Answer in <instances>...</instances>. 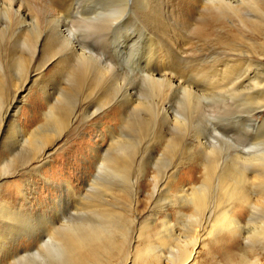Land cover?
<instances>
[{"label": "rangeland", "instance_id": "obj_1", "mask_svg": "<svg viewBox=\"0 0 264 264\" xmlns=\"http://www.w3.org/2000/svg\"><path fill=\"white\" fill-rule=\"evenodd\" d=\"M21 1L25 4L23 2L21 3ZM122 1H120L121 4L123 3ZM133 1L134 0H127L126 2H128V4H122V6H124L123 10L117 16L115 15L116 17L112 20L113 22H109L108 20L110 19L107 20V18V21L104 19L107 24L103 22V19H101L102 21H99V24H102L103 22L104 26H108L109 24L108 28L107 26L103 28L102 25H98V28L97 26L95 28L99 30L97 31L93 28L91 29L92 31L90 30L89 37L87 36L88 42L90 41L88 44L91 45L93 49L99 51L102 48L105 50L100 51V60L104 61V59H107L111 64H114L112 65L113 68L111 67L114 70L110 68L112 72H109V70L105 74H101L102 77L100 75H96L94 80L92 79L93 75H89L90 78H88V75L87 77H85L86 75L83 77L81 76L82 79H79L80 77L77 78V76L74 75L73 77L70 74L65 75L64 73H61L60 75V73L50 72L41 75L38 79L34 78L35 80H32L28 84V90H26V93L24 92L22 96L23 99L20 103L21 108L18 112L23 128L35 125L41 119V112L48 106L45 98L49 96H51V98L53 96L54 102L56 104L58 103L56 105V107H59H57V110L61 111L62 114L64 113L63 116L65 118L70 117L71 121L68 123L69 125H67L65 134H63L58 141L55 142V149L52 150L53 152L50 153L46 161L41 166H32V168L31 166L21 167V165L25 162V157L21 151L14 154L13 157L16 155V158L11 161L13 164L10 162L7 167L0 166V173H4L6 169L7 171L16 172L1 180L0 193L2 197L6 196L7 199H10L16 207L15 211L17 210L16 212L8 213V215L7 213H5V215L2 214L0 217L1 219H4L0 224V264H5L9 261V256L18 255L23 251H30L40 244V240L44 239L42 228L45 227V223L42 218L39 220L37 214L35 217V213L37 212L40 213V216H42V214L48 216L56 226L62 225L64 227V220L65 218H68L70 221L69 231L72 234L81 237L85 244H88L90 241L89 245L92 244L98 252L97 258L93 261L87 258L82 264H124V261L128 257L127 262L133 257L131 253L138 247L139 241H148L150 244L153 243L152 245H155L159 249V253L163 254L164 258H168L169 261L163 260L160 264H172L168 255L170 253L175 254L176 250L181 248L182 242L186 240L188 242L189 236L191 235V238L195 232L198 231V229L199 231L202 230L205 233H203L205 239H202L197 251L198 253L196 252L195 254L196 264H210L214 261L221 262L220 255L217 251L212 254L209 249L211 248L212 243L210 238L211 233L218 229L216 226H212L215 214V211H213L215 210L214 202L216 200V195L218 196L214 189V181L217 174L223 172V167H225V169L228 166L233 167L230 166V164L232 163L234 158L233 156H235L237 151L242 150L245 146H249L251 144L250 142L254 141L256 137L258 139L264 138V125L259 127L260 125L257 126V123H254V121L252 122V119L254 118L260 123L264 121V114L255 112V106L257 103L262 104V101H264V22L261 23L262 20H259V18L257 20V17L254 15V18L256 17L255 19L257 21H255L253 25L252 22L254 20L252 14L256 8L252 11L253 8L249 9L248 7H245V0H242L244 1V9L242 4H238V2L241 3L242 1L230 0L231 4L234 3V7L238 8L240 5L242 6L239 8L241 9L239 12H244L245 14L243 13V15H245V18L242 17L243 21L242 18L239 19L238 16H240V13L238 12V9H234L236 12H233V9H231L232 11L229 9L230 13L228 14L231 15V12H233L234 15H231L232 18L229 17V15L227 16L229 20L228 24L232 21L230 24H232L233 27V25H235L234 23H241L240 25L242 26L246 23V25L251 27V29L247 28L245 24L244 29V26L235 25V27L232 28L229 27V24V34L231 33L229 36L230 38L232 37L230 39L232 41L229 42L226 52L227 56L230 55L228 56L229 58L233 57L232 59H234V61L236 60V62H241L243 60L244 63L242 61L243 65H241L242 63L240 64V62H238L242 68L238 64L239 67L235 66L236 70L234 69L225 79L227 81L223 80L227 86L226 84H223L218 87L215 86L216 84L213 82L214 88L212 86L210 89L216 88L217 90H212L213 92L211 90L210 92H204L205 90L208 91V88L205 89V87H210V85L206 86L205 82L207 81L202 79L203 76H201L204 71L200 69L194 68L193 70L191 67L190 70L184 69V72L180 70L181 72L178 71L172 74L168 73V75L166 73L163 76H158L157 74L151 75L150 72L147 71V68H144L145 66L143 65L144 61L141 58V53H143V49L147 46L146 44H148L149 40L153 39L158 33L156 32L153 23L148 20L144 21L143 19L145 18L140 17L138 14V9L142 5L143 0ZM16 2L18 3L19 0H16ZM27 2L29 3V0H20L21 6L23 4V7H28V11L30 7ZM164 2L166 3L165 0H162L157 4L161 12L166 8L164 7L166 6ZM81 3H83L81 9L85 11L84 14H88L92 10H97L100 13L106 11L108 7L106 0H81ZM248 3L249 5H247ZM248 3L246 2L247 6H253L252 2H249V0ZM23 7H21V10H23ZM248 10H251L253 13ZM25 11L26 9L24 8L23 12ZM163 12L166 14L168 11ZM237 12L239 15L236 17V14H238ZM249 12H251L252 15H247L250 20L246 17V14H249ZM167 14L169 15V13ZM168 18H170V16H168ZM232 19H235V21ZM1 20L2 18L0 17V21ZM168 20L170 21V19ZM246 20H249L250 22H247L252 25L244 22ZM26 21L28 22V25L24 22V28L22 27L24 24L19 23L14 32L12 31V41L6 40L4 42L3 40L0 42V45H4L5 47L9 46L16 53H21V56H24L23 59L27 58L23 60V63L27 60V64H25L27 68H23L22 66L24 64L22 63L19 70L14 71L15 75L17 74L20 78H22L25 72H28V70L30 71L33 68L30 56L28 55L30 54L28 52H31L30 48L32 47V41H30V39L32 40V37H30L32 34L29 31L31 26L29 20ZM242 22L244 23L242 24ZM144 23L147 27H149L147 28ZM175 23L177 24V22ZM170 25L171 24L169 23V26ZM177 25H179V22ZM169 26L167 24V27ZM239 26L240 28H238ZM236 27L238 30H236ZM8 29L9 27L7 30ZM246 29H249L250 31ZM100 30H103L102 33L104 34H102ZM244 30L245 32H243ZM96 32V38L95 36L92 37V35L94 33L96 34ZM18 33H27L29 36H26L25 34L20 35ZM99 36L102 40L99 39ZM23 37H26V39L29 37L30 39L26 40ZM20 39H25V42L29 41L30 48L28 47L27 42L25 43L26 45H24V43L21 45ZM95 39H99L100 41L96 40V42ZM131 42H133V44L135 43L133 45V49L126 52L128 46L132 44ZM25 46L28 48L26 49ZM99 46L102 47L100 48ZM21 47L24 48L22 49ZM16 48H18V50ZM20 50H24L25 53L20 52ZM201 50L198 54L199 56L206 54V56L201 57L206 62L203 63L202 61L194 59V62H191V64L193 63V66L211 65L217 63L218 59L216 57H219V55L215 56V53L210 54L203 48ZM249 59L251 63L249 62ZM247 62L248 64L250 63V67L248 66L246 68H251V70L247 69L248 72L247 70L245 71L246 68L243 69L247 65ZM139 64H141L142 69ZM243 70L248 74H252L254 72V74H257L259 78L261 77L260 81L262 80V86L259 85L258 87L252 88L254 92L245 94L248 88L245 89V87H241L242 83H244V81H242L243 76L239 77L240 73L243 74ZM175 73L181 74L178 76ZM146 75H148L150 79ZM233 75L234 77H232ZM69 76H72V78ZM99 76L101 77V82L99 81ZM237 76L241 80H238ZM10 77H12V80H15V78H13L14 76L11 75ZM10 77H4L5 87L7 88L11 85L12 80ZM199 77L201 78L200 80ZM84 78L86 80H84ZM158 79H163L162 81L164 83L161 84L162 87L158 86L160 88H157L156 91L155 87L158 84L160 85L159 82H161V80L158 82ZM168 79H170V82L167 81ZM80 80L82 83H80ZM166 82L170 83L169 87ZM94 83L96 85H94ZM153 83L157 84L154 89L150 86ZM173 84H175L176 87H174ZM210 84L212 85V82ZM200 85H202V87ZM143 86L145 87L143 88ZM146 86L148 88H146ZM165 86L167 87L165 88ZM222 86H225L224 91L221 89L223 88ZM7 88H5V97H3L4 100L9 97ZM151 88L153 89V92L155 91V95ZM160 89L164 94L160 92ZM186 89L189 90L187 91ZM236 90L239 91L237 92ZM259 90L262 91L263 97L259 96L260 100H258L259 98L255 96L256 100L259 101L258 102L253 98H255V93H260ZM158 92L160 93L159 97H157ZM59 94L61 95L60 97ZM149 94L152 96L151 99H153L151 101L148 99ZM145 97L148 100L145 99L144 101ZM162 97L164 98L160 99ZM248 97L252 102L249 101ZM51 98L50 100L52 101ZM224 98L228 99H225V102L223 103ZM191 99L192 101L194 100V103L191 102ZM50 100L49 102H51ZM152 102L154 105L151 104ZM189 102L191 103L189 104ZM126 103L130 105L128 108H126ZM149 103L150 105H153L152 108L148 105ZM192 103L194 104L193 106ZM214 103L216 104L214 106L215 108L211 107ZM219 105H222V108ZM147 107L149 109H147ZM196 110H198V112ZM219 110L221 111L218 112ZM152 111L154 115L151 114ZM192 113L195 114L193 115ZM186 114L187 116H185ZM190 115H193V117ZM174 118L179 120L177 121ZM142 120L144 121L143 123L140 122ZM50 122L51 123H48L47 126L56 131L55 132L52 129L53 134L57 133V131H59L57 126L52 123V121ZM179 123L182 125L181 128ZM138 128L140 129V132L138 131ZM142 128L146 129L142 132ZM13 131H7L0 135V156L5 155L6 157H9L12 150L14 152L19 150V135L17 132ZM16 141L18 142L16 143ZM122 144L124 146H121ZM38 153L39 148L38 150L36 148L35 154ZM123 161H127L126 163L128 164V167L126 166L127 170L124 173L121 171V173L118 167H116V163H124ZM206 165L210 167H213L214 165V167L208 171L209 176L207 174V177H204V166ZM235 166L239 167V165ZM235 166L234 171L241 170L240 168L238 169V167L235 168ZM204 179L207 182L208 179H210L208 185L210 183L209 187L212 186L213 188H210V190L208 187L206 188V197H210L209 199L207 198L209 205L206 203L204 205V208L207 207L206 210L200 209L197 213H195V215L191 216L189 215L192 213L191 207L184 201L182 193H190L191 186L199 184L204 181ZM122 184H124L123 186H125V189ZM100 186L102 187L100 188ZM181 188H183L185 192H180ZM207 190H209V192ZM101 209H107V211L111 214L107 212L106 216L104 213L102 214ZM199 212H201V214H199ZM121 216L123 217L121 218ZM244 219H242V221L240 219V222L243 225L246 222V219ZM194 220L195 222H193ZM186 224L190 227H186ZM250 224L254 225L256 223L254 222ZM115 225L117 226L116 228ZM92 226L99 227L98 239L96 238V241L95 239L92 241V237L95 234L94 231H92ZM140 227L142 229L144 228V235L142 237L143 240L138 236V230ZM190 232L193 233L191 234ZM167 234L169 235L166 236ZM238 240L239 241H236L235 248H233L232 252L240 250L245 251L247 249L249 250L250 245H247L248 242H246L244 238L238 237ZM189 244H186L188 248L190 247ZM248 244H253V249L247 251L248 259L250 261L255 260V263L253 264H264V250L261 247L262 243L260 244L259 241H251ZM47 248L48 246L45 249ZM51 248L55 249V247ZM169 248L171 251H169ZM47 250H49L46 254L48 256V261H51L52 264H72V256H74L72 253H75L73 249L64 248L61 250L58 249L57 246V251H52L49 248ZM22 263L27 264L23 261H21V263L18 261L16 264Z\"/></svg>", "mask_w": 264, "mask_h": 264}, {"label": "bare ground", "instance_id": "obj_2", "mask_svg": "<svg viewBox=\"0 0 264 264\" xmlns=\"http://www.w3.org/2000/svg\"><path fill=\"white\" fill-rule=\"evenodd\" d=\"M106 1L108 4L106 11L99 13V11L91 9L92 11L90 12L89 11L90 9H89L88 11L90 13L84 14L85 11L81 9L82 4H83V3H81V0H29V3L27 2L29 4V7H30L28 9V11H27L28 7H23V4L21 6L20 0L18 3L16 2V0H0V17L2 18V20L0 21V42L3 40H4V42L6 40L12 41V39H11L13 36L12 31L14 32L16 26L19 23L24 24V22H26L28 25V22L26 20H29L30 26H31V29L29 31L32 34V36L30 35V37H32V40L29 37H27L28 39H26V37H23V38H25L26 40L30 39V41H32V44H31L32 47L31 48L29 45L30 42L29 41H26V42L28 44V47L31 49L30 50L31 52H28L31 55L30 54H28V55L30 56L31 64H33L32 65L33 68L30 71L28 70V72H25L23 75L24 77L22 75H21L22 78L18 77L17 74L15 75L14 71L19 70V68L22 66L23 60L27 59V58L23 59L24 56H21V53H19V52L16 53L9 46L5 47L4 45L3 46L0 45V135H2V133L4 134V132H7V131L9 132L11 130L12 131L14 130L15 132L18 133L19 140H20L19 141L20 146H19L18 151L14 152L12 150V153L9 157H6L5 155L0 156V166H2V167L3 166H6V167L9 166L10 162L12 160H15V158H16V155H15V157H13L14 154L19 153V151L23 152L22 154L25 157V162L23 165H21V167L22 166H31V168H32V166H41L46 161V159L50 155V153L53 152L52 150L55 149V142H57L58 139L63 134H65L67 125H69L68 123L71 121L70 117L65 118L63 116L64 113L62 114L61 111L57 110L59 108L58 106H57L58 108L56 107V105L58 103L56 104L54 102L53 96H52V98H51V96H49V97L45 98L47 100L48 106L44 111L41 112V116H42L41 119L35 125H32L28 128H26V127L23 128L21 120L19 118L20 116L18 115V112L20 111V108H21L20 103L22 102V99H23L22 96H23L24 92L26 93V90H28L27 89L28 84L32 80H35L34 78L38 79L41 75L51 72V73H60V75H61V73H64L65 75L70 74L72 76L73 75L77 76V78L80 77L79 79H82L81 76L83 77L86 75L85 77H87V75H88V78H90V76L93 75L92 79L94 80L96 75H100L102 77V75L105 74L106 72H108L109 70H110L109 72H112L111 69L113 68L112 65H114V64H111L110 61H108L107 59L106 60L104 59V61L100 60V54H101L100 51L103 50L101 48L102 46H99L101 48V50H99V51L95 50L92 48L91 45L88 44L90 41L88 42V40H87V36L89 37V35H90L89 33H90L91 29L94 28L95 30H97L98 25H102L103 28L105 26H107V25H105V26L103 25L104 24L103 22H105L104 19L106 20V18H107V20L110 19V20H108L109 22L110 21L113 22L112 20L119 13H121V11L123 10L124 6H122V4L123 3L128 4V2H126L127 0H123V1L122 0H106ZM120 1H122L123 3L121 4ZM158 1L160 2L162 0H143L142 1L143 3L141 2L142 5L138 9V12H139L138 14L140 15V17L145 18V19H143L144 21L148 20L149 22L153 23V26H155L156 32L158 33V34H156V36L153 39L150 38L151 40H149L148 44H146L147 46L143 49L144 50L143 53H141L142 54L141 58L144 61V63H143V65L145 66L144 68H147V71L150 72L151 75L157 74L158 76H163L166 73L168 75V73L172 74V73L178 72V71L181 72L180 70L183 71L184 69L190 70L191 67L193 68V70H194V68L200 69V70L204 71L203 75H201V76H203L202 79H205L207 81V82H205V80H204L206 86L210 85V87H205V89L208 88V91L205 90L204 92H210V90L211 91L217 90L216 88L213 89L214 88L213 82L216 84V85L215 84L214 85L218 86V87H220L223 84H226L225 82H223V80H225L230 75V73L235 69V66H238V64H239L238 62H240V61L236 62V60L234 61V59H232L233 57L229 58L228 56H230V55L227 56L226 50L228 49L229 42L232 41V40H230L232 37L230 38V36H229L231 34V33L229 34L230 28H228V25L232 21L228 24L229 20H228L227 16L229 15L228 13H230L231 9H233V12L237 9H238V12L241 11V9H239V8H241L243 6L244 1L238 0V1H242L241 3L238 2V4H242V6L240 5V7L236 8L233 5L234 3L231 4L230 0H165L166 3L165 2L164 3L166 4V6H164V7H166V8L164 9V7L163 6L162 7L164 9L163 11H168V12H166V14L163 11L161 12V10H159L158 5H157L159 3ZM22 2L23 1H21V3ZM133 2H135V0ZM246 2L248 3V0H245V3H244L245 7H248L249 9L253 8V10L251 9L252 11H254V9L256 8L254 13L251 10H248V11H251L253 13L252 14L253 20H254L252 22L253 25H254V22L258 20V18H259V20H262L261 23L264 22V0H249V2H252V4H253L252 7L247 6V5H249V3L246 5ZM125 4H123V5H125ZM21 7H23L22 8L23 10L25 8L26 11L23 12V10H21ZM159 7H160V5H159ZM245 7L243 6L244 9H245ZM86 12H87V10H86ZM233 12H231L232 16L234 15ZM251 12H249V14H246V17H248L249 20H250V18L247 15H251ZM256 12H258V13H256ZM167 13H169V15ZM239 13L236 14V17H237V15H239ZM241 13H240L241 17L238 16L239 19H241L242 17L245 18V15H243L244 12L242 13L243 16L241 15ZM231 15H229V17H231ZM254 15L257 17V20L255 19L256 17L254 18ZM133 16H135V15H133ZM168 16H170V18H168ZM243 18H242V21H243ZM101 19H103V22H102V24H99L100 23L99 21ZM168 19H170V21ZM235 19L234 20L232 19V20L235 21ZM249 20H246L244 22H247V21L250 22ZM239 21H241V20H239ZM251 21H252V19H251ZM175 22H177V24L179 22V25H177ZM244 22H242V24ZM169 23L171 24L170 25L171 27L169 26ZM105 24H107V23L105 22ZM167 24L169 27H167ZM234 24L240 25L241 23L240 24L234 23ZM244 24L246 25V23H244ZM244 24H243L244 27L242 25H240L243 27V29L245 28ZM248 24L252 25L251 23H248ZM256 24H255V26H256ZM144 25H145V23H144ZM230 25H229V27H232V24H230ZM235 25H233V27H235ZM96 26H97V28H95ZM108 26H109V24H108ZM108 26H107V28H108ZM240 26L238 28H240ZM246 26H247V28L251 29V27H249L248 25H246ZM259 26L261 27L260 23H259ZM6 27L7 28L9 27V29L7 30ZM22 27L24 28L25 24ZM26 27H28V26H26ZM100 28L102 29L101 26H100ZM238 28L236 27V30H238ZM249 29H246V30L250 31ZM102 31H101V33H102ZM231 31H233V30H231ZM243 32H245V30ZM101 33H100V35H101ZM18 34L24 35L25 33H18ZM102 34H104V33H102ZM25 35L29 36V34H27V33ZM95 35H97V32H96V34L94 33L92 35V37ZM18 37H20V36H18ZM95 38H96V36H95ZM104 38H107V37H104ZM25 39H22V40L20 39L21 43L19 41H17V42H19L21 45H23V43H24V45H26ZM99 39H101V37ZM99 39H95V41L96 40L100 41ZM92 40H93V38H92ZM93 42H94V40H93ZM134 42H135V40H134ZM15 43H16V41H15ZM19 43H18V45H19ZM101 43H99V44H101ZM131 43L132 44L128 46L126 52L131 51L133 49V45L135 43L134 44H133V42H131ZM103 46H104V44H103ZM28 47H26V49ZM125 47H126V45H125ZM18 48H16V49L18 50ZM100 48H97V49H100ZM202 48L205 49L210 54L215 53V56L219 55V57H216L218 59L216 64H211V65L207 64V65H202V66L201 65L193 66L192 65L193 63L191 64V62L194 59L202 61L203 63L206 62L203 60V58H201V57L206 56V54L203 56H199V54H198V52L200 53V50ZM26 49H24V50H26ZM14 50H15V48H14ZM24 50L23 51L20 50V52H24ZM103 51H105V50H103ZM216 53H218V54H216ZM242 54H243V52H242ZM212 55H214V54H212ZM26 61H24L25 63H23L24 64L22 66L23 68H27L25 65V64H27ZM242 61L240 62V64L242 63ZM249 62H250V59H249ZM243 63H244V61H243ZM243 63L241 65H243ZM197 64H198V62H197ZM240 64H239V66H240ZM249 64L247 62V65L246 66L244 65L245 67L243 69H245L248 66L250 67ZM139 65L141 68V64H139ZM247 69L248 68H246L245 71ZM112 70H114V69H112ZM248 70H251V68ZM248 70H247V72H248ZM186 71H188V70H186ZM243 71H241V72H243ZM245 71L243 72V74L240 73L239 77L243 76L242 81H244V83L240 82V83H242V85L241 84L240 85L242 88L243 87H245V89L248 88L247 92L245 93V94H247L250 92H254L252 90V88H255V87H258L259 85H261L262 80L260 81L261 77L259 78L257 74H254V72L252 74H250V73L248 74ZM256 71H257V69H256ZM17 72H19V71H17ZM145 72H146V70H145ZM237 72H239V71H237ZM175 74L179 76V74H181V73H179V74L175 73ZM11 75L14 76L13 78H15V80H12V77H10ZM65 75H63V76H65ZM107 75H108V73H107ZM148 75H146V76L149 77ZM5 76H9L12 80L9 88L5 87L6 86L5 80H4ZM72 76H69V77L72 78ZM100 76L98 77L99 81L101 78ZM232 77H234V75ZM239 77H238V80H241ZM77 78L75 77L76 80H77ZM164 78H165V76H164ZM149 79H150V77H149ZM200 79L201 78L199 77V80ZM231 79H233V78H231ZM84 80H86V79L84 78ZM159 80H161V79H158V82H159ZM162 80H161V82H159L160 85L153 83L154 85L152 84L150 86H152L154 89V87L157 85L155 87V90L157 91V88L162 87L161 84L164 83ZM169 80L170 79H168L167 81H169ZM233 80H235V79H233ZM106 81H107V79H106ZM145 81H147V80H145ZM151 81H152V79H151ZM208 81H209V84H208ZM210 81L212 82V85L210 84L211 83ZM225 81H227V80H225ZM102 82H103V80H102ZM153 82H155V81H153ZM80 83H82V81ZM166 83H168V82H166ZM103 84H104V82H103ZM105 84H106V82H105ZM169 84L170 83H168V85H167L168 87H169ZM234 84H236V83H234ZM94 85H96V84L94 83ZM173 85H174V87H176L175 84H173ZM202 85H204V84H202ZM202 85H200V86L202 87ZM158 86H160V87H158ZM167 86H165V88ZM212 86H213V88L210 89ZM226 86H227V84H226ZM144 87L145 86H143V88ZM222 87L223 88H221V89H223V91H224L225 86H222ZM5 88H7L8 89L7 91L9 92V95H8L9 97L6 100H4V98H3V97H5L4 96ZM146 88H148V87L146 86ZM165 88H164V90H165ZM239 88H240V86H239ZM153 89H152V92H153ZM186 90L188 91L189 89H186ZM233 90H234V88H233ZM160 92H162L161 89H160ZM192 92H194V91H192ZM260 93H261V95H260ZM260 93L259 94L255 93V95H254V97L256 96L259 98L258 100H260L259 96H262V91H260ZM60 94H62V93H60ZM60 94H59V97L61 96ZM159 94L160 93L158 92L157 97L160 96ZM154 95H155V93H154ZM206 95H207V93H206ZM67 96H68V94H67ZM146 97L144 98V101L148 97H149L148 99L150 101L153 100V99H151L152 96H150V94L147 98ZM256 97L253 99L256 100ZM50 98L52 99V101L50 100ZM163 98L164 97H162L160 99H163ZM225 99H228V98H224L223 103L225 102ZM248 99H249V97H248ZM49 100L51 102H49ZM188 100H189V98H188ZM258 100H256V101H258ZM55 101H56V98H55ZM144 101H143V103H144ZM249 101H251V100L249 99ZM147 102H149V101H147ZM191 102L194 103V100L192 101V99H191ZM191 102H189V104ZM221 102H222V100H221ZM262 102H263L262 104L257 103V105L258 104H260V105L255 106L256 107L255 108L256 113L264 114V107H262V106H264L263 105L264 101H262ZM185 103H186V101H185ZM193 103H192V106L194 105ZM197 103H198V101H197ZM206 103H209V102H206ZM151 104H153V102ZM219 104H221V103H219ZM148 105H150V103ZM153 105H150L151 107L150 106H148V107L152 108ZM215 105L216 104L214 103L213 106H211V107H214ZM227 105H228V103H227ZM124 106H126V105H124ZM128 106H130V105L127 104L126 108H128ZM143 106H144V104H143ZM187 106H188V103H187ZM219 106H221V108H222V105H219ZM148 107H147V109H149ZM186 108H188V107H186ZM216 110H218V109H216ZM185 111H188V110H185ZM196 111L198 112V110H196ZM220 111L221 110H219L218 112H220ZM127 113H128V111H127ZM143 113H144V111H143ZM184 113H186V112H184ZM151 114H153V111L151 112ZM145 115H146V113H145ZM193 115H190V116L193 117ZM185 116H187V114ZM174 119H176L177 121L179 120L177 118H174ZM50 121H52V123H54L57 126V128L59 130V131H57V133L53 134L54 129L52 128L53 129L52 130L50 127L47 126L48 123H51ZM177 121H176V123H177ZM253 121H254V123H257V126L260 125L259 127H261V125H264V121L262 123H260L259 121L255 120V118L252 119V122ZM140 122L143 123L144 121L142 120ZM147 124H148V122H147ZM147 124H146V126H147ZM135 125H136V123H135ZM144 127H145V125H144ZM177 127H179V126H177ZM181 127H182V125L180 126V128ZM145 129H143L142 132ZM138 131L140 132V129ZM139 136H141V135H139ZM17 142L18 141H16V143ZM250 143L251 144L249 146H247V147L245 146L244 148H242V150L237 151L235 156H233L234 158L232 160V163L230 164V166H233V167L228 166V167H226V169H225V167H223V169H224V170L222 169L223 172L218 173L217 177L214 181V189H215V192H217L216 194H218V196L216 195V198H215L216 200L214 199L215 200V202H214L215 203L214 204L215 210H213V211H215V214H214L212 226L213 227L216 226V228H218V229L214 230V231L212 230L213 232L211 233V236H210L212 243H211V248H209V249L211 250L212 254H214L217 251V253L220 255V259H221L220 261L221 262H217V261L215 262L214 261V262H211L210 264H253V263H255L254 262L255 260L250 261L248 259V256H247V251L253 249L252 247H253L254 243L248 244L251 241L252 242L253 241H259L260 244L262 243L261 247L264 250V138L258 139L256 137L255 140L250 142ZM166 145H168V144H166ZM121 146H124V145L122 144ZM213 147H215V146H213ZM36 148H37V150L39 148L38 154H35ZM124 151H125V149H124ZM126 151H128V150H126ZM213 153H211V154H213ZM116 155H118V154H116ZM109 157H111V156H109ZM123 162L124 163H121V162L118 163L117 162L116 167H118L120 172L122 171L124 173L127 170L126 166L128 167V164L126 163L127 161H123ZM213 163H215V162H213ZM213 163H211V164H213ZM15 165H16V163H15ZM214 165H213V167H214ZM235 165H239V167L238 166L237 167H238V169L240 168L241 170L234 171ZM11 167H12V165H11ZM120 167H122V168H120ZM213 167L212 166L210 167L207 165L204 166V177H207L206 175L209 173L208 171H210L211 168L213 169ZM237 167L235 166V168H237ZM216 170H218V169H216ZM129 172H130V170H129ZM14 173H16V172L15 171H7V169L5 170L4 173L3 172L0 173V191H1V180H3L8 175H11ZM211 173H212V171H211ZM208 176H209V174H208ZM209 180L210 179H208V182H210ZM204 181H206V180L204 179ZM204 181L200 182L197 185L191 186V188H190L191 192L188 194H187V192H185L183 190V188L180 189V192H183V191L185 192V193H182L183 194L182 196L184 197V201L186 202V204L188 203V205L191 207L192 213L189 214L191 216L195 215V213H197L200 209L201 210L207 209V207L204 208V205L206 203L208 204V201H207L208 196L206 197V188L208 187V189L210 190V188H212V186L209 187L210 183L208 185V182L207 181L204 182ZM122 183H124V182H122ZM111 184H112V182H111ZM123 185L124 184H122V186ZM101 187L102 186H100V188ZM120 188H122V187H120ZM123 188L125 189V186H123ZM109 189H110V187H109ZM209 190H207V191L209 192ZM102 195H104V194H102ZM207 195H209V194H207ZM7 196H9V195H7ZM113 198H115V197H113ZM93 200H95V199H93ZM257 203H259V204H257ZM179 204H180V202H179ZM88 207H90V206H88ZM15 208L16 207H15L14 203H12V201L10 199H7L6 196L2 197V195L0 193V217L2 214L5 215V213H7V215H8V213L16 212L17 210L15 211ZM101 210H102V214L104 213L106 216H107V212L110 213L109 211H107V209H101ZM203 212H205V211H203ZM36 214L38 215L39 220L42 218V220L45 223V227L42 228L44 239L40 240L41 239V237H40V239H39L40 244H38L37 247L31 249L28 252L23 251L22 253H20L18 255L9 256L8 257L9 261H7L5 264H16L18 261L20 263H21V261H23L27 264H52L51 261H48V256L46 255L47 252L49 251L47 249L49 248L52 251L53 250L57 251V246H58V249H61V250L66 248V249H73L75 251V253H72V254H74V256H72L73 257L72 258V264H82L85 261V259H87V258L89 260H92V261L96 260L97 253H98L96 248L93 247L92 244L89 245L90 241L88 239H87L89 241L88 244H85V242H83V239L81 237H78L69 231L70 230V225H69L70 221L68 218H65V220H64L65 225L63 227L62 225L56 226L55 223L52 222L50 220V218L44 214H42V216H43L42 217V216H40V213L37 212V213H35V217H36ZM110 214H108V215H110ZM179 214H181V213H179ZM199 214H201V212H199ZM13 215H14V213H13ZM112 215H113V213H112ZM11 217H9V218H11ZM122 217L123 216H121V218ZM166 218H167V216H166ZM244 218L246 219V222L243 225L240 222V219L242 221V219H244ZM194 219H196V218H194ZM2 220H4V219L0 218V224L2 223ZM72 220H73V218H72ZM193 222H195V220ZM254 222L256 224H254V225L250 224V223H254ZM193 225H194V223H193ZM42 226H43V224H42ZM188 226L189 225H187L186 227H188ZM197 226H199V225H197ZM116 227L117 226L115 225V228ZM141 227L138 230V236L142 238L144 235V228L142 229ZM192 227H194V226H192ZM92 228H93L92 231H94V233H95L94 236L92 237V239H93L92 241H94V239L96 241L98 239L99 227H95V226L93 227L92 226ZM59 229L62 233L59 231ZM189 230H191V229H189ZM205 230H206V228H205ZM210 231H211V229H210ZM101 232H102V230H101ZM193 232H190V233L192 234ZM203 233L204 232L202 230L199 231V229H198V231L195 232V234L191 238H190L191 235L188 234V235H190L189 239L187 238L188 242H187V240L183 241L181 248L177 249L175 254L170 253L168 255L169 258L171 259V263L172 264H196L195 254L198 251V248L200 246L202 239L204 238L205 233L204 234ZM110 235H112V234H110ZM168 235L169 234H167L166 236H168ZM186 235H187V233H186ZM207 235H208V233H207ZM124 236H125V234H124ZM238 237H242L245 239L246 242H248L247 245H250L249 250L247 249L245 251L240 250L237 252H232L233 248H235L236 241H239ZM142 240H143V238H142ZM175 240H176V238H175ZM180 242H181V240H180ZM138 243H139L138 247L134 250V252L131 253L133 255V257L130 258V260L127 262V259L129 258L128 257L124 261V264L125 263H129V264H160V263H162L163 260L169 261L168 258H166V257H165L166 259L164 258L163 254L159 253V249L155 245H152L153 243L150 244V242H148V241H139ZM187 243L188 244L191 243V244H189L190 245L189 248L186 245ZM4 245H6V244H4ZM47 246H48V248L45 249ZM50 246L55 247V249L51 248ZM178 247H179V245H178ZM169 251H171V249ZM71 252H72V250H71ZM157 253H159V254H157ZM46 256H47V258H46ZM22 264H24V263H22Z\"/></svg>", "mask_w": 264, "mask_h": 264}]
</instances>
